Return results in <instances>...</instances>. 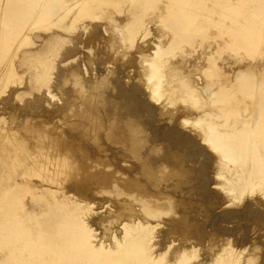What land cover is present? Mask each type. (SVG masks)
Listing matches in <instances>:
<instances>
[{"label":"bare ground","instance_id":"6f19581e","mask_svg":"<svg viewBox=\"0 0 264 264\" xmlns=\"http://www.w3.org/2000/svg\"><path fill=\"white\" fill-rule=\"evenodd\" d=\"M140 1L143 0H0V76L4 69L6 71L1 77L0 92L6 91L4 89L9 87L10 81L24 77V74L29 76V91L33 83L47 86L54 70L53 57L57 59L58 50L68 41L69 32L80 27L88 30L95 19L99 21L102 17L96 15L110 14L111 9H123L121 6L125 5L134 9ZM158 1L161 0H154ZM174 1H169L166 6L169 15H162L159 22L173 32V37H167L165 44L163 39L166 36L158 39L153 47L156 56L149 58L148 54H143L138 58L142 65H146L141 82L146 85L150 100L161 102L158 108L161 116H170L168 119L172 121L178 118V124L186 127L189 122L195 125L194 118L199 115H208L201 111L197 101L188 100L199 91L189 73L185 75L177 64H168L171 58L169 56L166 60L165 56L173 55L182 45L191 46L208 26L201 25L200 18L195 15L203 9L201 2ZM133 11L122 12L123 17L127 15L126 19L121 25L115 22L113 27L127 30L132 40L144 28ZM116 14L122 15L118 11ZM222 15L227 18L228 11H223ZM207 20L213 24L212 19ZM238 31V36H232L226 46L233 48L237 43L252 46L260 40V32L255 26ZM212 50V53L201 56V60L208 64L204 72L208 70L210 75L220 76L223 68L231 67V63L226 60L218 68V64L211 62L218 51ZM97 69L91 84H87L78 71L72 73L73 99L56 119L28 114L24 118L18 117L16 122L14 119L8 128L0 125V264H264V241L249 238L246 234L239 237L243 231L239 223L245 220V215L250 216V211L258 210L260 202L255 198L254 205L245 204L236 209L247 200L246 197L257 191L264 198V79L263 88L258 87L253 68L246 66L233 75H221L226 84L211 89L212 95L237 89L244 100L253 95L248 92L261 90L262 110L259 123L256 122L253 128L250 125L255 123L254 120L239 127H236L238 124L228 127L231 117L226 112L222 121L209 120L206 129L198 130L196 136H182L186 141L193 139L195 147L208 146L218 156L208 158L204 170L207 172L212 168L213 178H206V183L212 182L215 185L213 192L219 188L222 194L214 196L212 193L216 202L206 208L205 203L195 204L189 192L188 198L191 202L194 200L193 208L200 218L195 220L190 216L192 212L189 215L184 212L186 207H181L186 205L180 202V194L184 192H179L187 183L185 180L175 186L172 195L158 190L161 184L165 185L162 182L169 168H176L175 157L178 155L174 159L171 155H163L158 160L161 153L156 155L154 144L163 142L164 145L169 138L161 140L158 131L152 133L154 128L150 129L148 120L142 123L137 118L136 121L128 110L118 113L120 104L114 100L119 97L113 92L120 89L113 68L106 72ZM178 93L186 100L178 101ZM163 97L166 102L162 101ZM131 98L135 101V96ZM138 102L140 105L142 101ZM178 102L183 103L181 107L177 106ZM144 109L147 110V106ZM152 111L145 113L152 115ZM2 121L0 118V124ZM149 131L154 141L148 139ZM175 131L168 134L172 139L173 154L178 151L174 149H178L180 142L177 141L182 130ZM111 146L117 147L119 153L110 152ZM231 162L238 167V178L228 167ZM234 204V209L230 207L215 214L223 206L228 208ZM211 210L210 217L208 212ZM177 215L180 219L170 220V227L163 234L159 233L163 239L156 241L167 218ZM209 218H212L211 224L206 221ZM251 229L255 234L259 232L260 239L264 237L261 235L264 226L262 231L257 227ZM202 250L204 255L200 259Z\"/></svg>","mask_w":264,"mask_h":264},{"label":"rangeland","instance_id":"374dc122","mask_svg":"<svg viewBox=\"0 0 264 264\" xmlns=\"http://www.w3.org/2000/svg\"><path fill=\"white\" fill-rule=\"evenodd\" d=\"M169 1L170 0H161L158 2H154V0H151V1L143 0V1L137 2L134 9L133 8L128 9L127 5L121 6L123 9L119 8V10H116L115 8H113L110 10V14L102 13L100 15H96V16H102L100 17V19L97 17V19H99V21L101 22H99L98 20L96 21L95 19V22H93V26H89L88 30H85L84 28L80 27V29L78 30L69 32L68 41L62 43L61 47L58 50L60 54L59 53H58L59 55L57 54L58 55L57 59H55L56 57H53V62H55L53 64L55 65L53 68L54 70L51 72V76H50L52 78H50L51 80H49L48 82V84L50 83L49 87H48V84L47 86H40L39 84L33 83V88L29 91L27 89L28 83H29V80H28L29 76L24 74V77L10 81L9 87L4 89L6 91L0 92V118L3 119L0 125L3 126L4 128H8L9 126H12V122L14 119H15L14 122H16L18 121V117L22 116L24 118L25 115H28V114L44 115L46 116V118H49L50 120L56 119L57 117L61 115V112H64V110L67 109V107L70 105V102L73 99L74 94H73V85L71 83V75L74 71H78L81 74V76L85 79L87 84H91L92 81H94V77H95L94 75H96L95 69H97L99 66L100 67L97 70L103 71V72H106L107 70H109V68L110 69L113 68L116 82H118L117 87L120 90L119 91L115 90L113 93L114 94L116 93V94L114 95L111 93V95L119 97L120 99L121 98L124 99V102L122 101V99L120 102L119 98L116 99L117 101L114 100L115 102L118 103V105L120 104L117 108V111L119 109L118 113L119 112L121 113V111L122 113H124V111L128 110L129 112H132V116L130 115L131 118H136V121H138L139 119V122L144 123L148 120L150 122L149 125H151L150 129L154 128V129H151L153 130L152 133L155 134L154 130H156L155 132L158 131L159 137H161V140L166 139L165 137H167V140L169 138L168 140L169 142L168 141L164 142L165 143L164 145H163V142L161 143V145H159L160 143L154 144V142L149 144V147L152 144H154V148L157 152L156 153L157 156L161 153V155H159L157 158L158 160L163 155L165 156L171 155L173 159L175 156L178 155V157H175V160L177 161L176 168L175 169L172 168L174 169V171L171 168H169V172L167 173V176L164 178L162 182L166 186L161 184L158 187V190H161V191L163 190L164 193L168 192L166 195H172V192H174L175 186L180 184L181 182H184L183 180H185L184 183L186 182L187 183L183 185L181 184L182 188L179 192H184V193L180 194L182 199L181 200L179 199V200L180 202L186 205H182L181 207L183 208L186 207L185 208L186 211L184 212L189 215L192 212L193 215H190V216H193L192 218H194L195 220H200L199 216L195 212L196 208H193L194 205L197 203L198 204L205 203V206L206 205L208 206V207L206 206V208H209L211 204L213 205V203L216 202L212 199L213 194L214 196L218 194L219 196H221L222 194L219 188H218L219 191H216L217 190L216 189L213 192L215 185H213L212 182H210L209 185H208V182L206 183L207 181L206 178L208 177L209 179L213 178L214 174L212 173L213 172L212 168H210L211 169L210 171L208 170L209 172L208 171L205 172L204 170L206 168V162L208 161V158H210L211 156L216 158L218 156L216 155V153H213V151L208 146L201 145L200 146L201 148H198V147H195V144H193V142H195L193 139H190L191 141L188 139L186 141L184 139L186 137L188 138L190 136L191 137L196 136L198 134V130H202L201 128L206 129V126H208L209 120L219 119V121H222L224 114L226 112L231 117L228 127L233 124L234 125L238 124L236 125V127H239V125L247 124V121L249 122L250 120H254L255 123H251L250 125V128L251 127L253 128L256 122L259 123V118H260L259 113H261V110H262V106L260 105V102H261L260 99L262 98L261 90L257 89L256 91L248 92V95H251L252 93L253 95L251 97L245 98L244 100L240 91L237 89H232L227 92L220 91L216 95H212L211 89L217 88L218 85L220 86V84H226V81L224 80V78H221V75H224V74L233 75L235 71H238L241 67H246V66L251 67V69L253 68L252 71L254 74V80L255 82H258V87L263 88L262 81L264 78L262 76L264 75V0H243V1L241 0H232V1L231 0H190V2L192 3H199V2L202 3L203 9L198 10L197 13H195V15L196 16L198 15V17L200 18L199 23L203 26L207 25L208 29L204 33L205 35L202 34L201 38H199L198 41L193 43L191 46H189V44H187V46L182 45V47L175 49L173 55L167 54L168 56H165V59L168 58L169 56H170L169 58H171L168 61L169 62L168 64H171V63L177 64L178 68L181 71L185 72V75L186 74L188 75L189 73L190 80L194 82V85L197 86L199 91L197 95L195 94L193 98H188V100L197 101L199 103L201 111H203L205 114L208 115V116H203V117L202 115H199L198 117L193 116L192 118L196 117L194 118L195 125H193L192 122H189L186 127L182 126V124L181 125L178 124V121H179L178 118L177 119L175 118L172 121L168 119L170 118V116H165V118L161 116V111L159 110L161 106L160 105L161 102H156L153 98L151 99L153 100L152 102L150 100L151 98L150 93L148 92L149 96L148 94H146L147 93L146 85L143 84V82H141V79H143L142 74H143V71L146 69V65H142V62L139 61L140 58H138V56L143 55V54H148L149 58L156 56V52H153V47L157 45L158 39H160L162 36H166L164 38L166 41H164L163 39V43L165 44L168 41L167 37L169 38L170 36L173 37V32L167 29L165 25H163V23H159L161 21L162 15H165V16L169 15L168 14L169 12L166 7ZM173 2L175 1L173 0ZM224 9L226 10V12L228 11L227 18H224L222 15L223 11H225ZM128 10H134L133 12H136L135 18L137 17L139 19V23H142V28L144 27L135 36L134 40H132V38L129 37V35L127 34L128 33L127 30L121 31L116 28H113L115 22L116 24L118 22V24L120 25L124 22L127 15L123 17L124 13L122 14V12H127ZM117 11L122 14L121 17H120V14H116ZM201 16H204V17H201ZM207 18L209 20L212 19L213 24L210 23L207 20ZM250 26L251 27L255 26L256 29H258L260 32L259 33L260 40L257 41V44L255 43V44H252L251 46L249 44L247 45V44L237 43V45L233 48L226 46V42H230L232 36L234 37L235 35L238 36V33H239L238 29H243V28H247ZM99 28L101 30H99ZM111 44L112 46H110ZM108 46L114 47L116 48V50L112 48L110 49V47ZM249 47L254 49L253 50L254 52H252V49H250ZM208 48L209 49L211 48V50L213 48L215 49V51L216 50L218 51L217 54L215 53L214 59L211 61L212 63L214 61L215 65L218 64L217 65L218 68H220V66L223 65L226 60H228L231 63V67H227L226 69L223 68L222 74L219 73L221 74L220 76L210 75V71L208 70L204 72V70L207 69L205 68V66H208V64H207V61L204 62V60H201V58L203 57L202 55L204 53L209 54L213 52V50L209 51ZM22 49H28V48L23 47ZM111 50L115 51V52L113 51L114 54L112 53ZM83 66L86 69H84ZM5 72L6 71L4 69V71H2V74L0 76V88L2 86L1 77H3ZM85 74L88 76L86 77ZM59 83H61V86ZM140 85L141 87H143V89L140 87ZM50 91H51V94H50ZM122 91L124 92L125 95L123 94L121 97L119 95L123 93ZM127 94L128 95L130 94L132 97L135 96V101H137V103L133 100V98H131V96H129L131 99H128L129 97L127 96ZM53 96L56 101L54 100ZM177 96H178L177 97L178 101L186 100V97L181 96V94L179 93ZM125 100H127V102ZM138 101H142L140 102V105ZM143 101L145 102L148 101L147 102L148 105ZM162 101L166 102V97H163ZM182 104H183L182 102L180 103L178 102L177 106L181 107ZM145 105L148 108L147 110L144 109L146 108ZM35 108L36 110L37 109L39 110L36 111ZM130 109L132 111H130ZM142 109H144L142 111L143 113L141 112ZM148 111L149 112L152 111V115L151 113H148L149 114L148 116V114L145 113ZM134 112L136 113L133 115ZM138 112L140 113L139 115H138ZM189 113L193 114V112H189ZM121 118L122 116H120V120H123V118L122 119ZM152 124L155 126H152ZM174 129L177 131L179 130L178 132L182 130L180 132L181 138L182 136H185V135L186 137H183L181 139L179 136V139L177 142H180L179 146L180 145L181 146L180 147L178 146V149H174L178 151H175L176 153L173 154L174 151H172L173 149L170 145V143L171 144L173 143L170 142L172 139L170 140V137L168 136V134H171L172 131H175ZM220 129L223 131V128H220ZM163 131H166V132H163ZM164 133L166 134L165 136H164ZM187 133L190 135L187 136ZM174 134H176V131L174 132ZM148 136H150L148 137V139L150 138L152 141L155 140L154 137H151L150 131L148 133ZM183 141L185 143H181ZM191 145H194V146H191ZM156 146L157 147L159 146L158 151H157ZM202 150H205V151H202ZM109 151L112 153L114 152L119 153L118 152L119 150L117 151V147H114V146H111L109 148ZM228 167L234 173H236V170L238 169V167L236 168L234 163L232 162L229 164ZM181 171L184 173V176H182ZM196 171H198V173ZM235 175L238 178L237 173ZM165 181L168 183H166ZM170 182L171 184L168 185ZM167 186L169 188H167ZM189 192H190V195H193L191 196V198H193L196 201L195 204H194V200L192 201L193 203L189 200L188 198ZM257 192L253 193L252 194L253 196L249 195L250 197H246L247 200L244 203L240 204L239 208L238 206L236 207L235 204L234 206H229L228 208H226V206H223L222 207L223 209L221 208L220 210L215 211V214H219L220 212L223 213L224 212L223 210L225 209L227 210L230 207L233 209L235 207L236 209H240V207H244L245 204L252 206L254 205L253 204L254 202L252 203V201L258 199V201L260 202L258 206L259 209L256 211L254 210L250 211V216L246 217L245 215L244 216L245 220L242 223L241 222L239 223V226H241V230H243L239 234V237L246 234L249 236V238L254 237V239L264 241V237L260 239L261 237L259 235V232L257 234H255V232L254 233L251 232L252 231L251 228L257 227L258 230H261V227L264 226V198L259 191ZM194 193L196 196L194 195ZM256 195L257 197L258 196L259 197L257 198ZM186 200L188 201V203ZM187 206L190 208H187ZM187 209L191 211L189 210L187 211ZM208 213H210V217H211V215L213 214V211L211 210ZM167 219H168L167 221L165 220L166 225H163L165 227H161V229H159L158 231L159 237L156 238V241L159 238L158 241L161 242V240L163 239V235L161 234H163L170 227L169 226L171 224L170 220L172 219L179 220L180 216L177 215V217L173 216L172 218L169 217ZM206 221H208V224H211L213 222L212 218L206 219ZM248 229H251V230L248 231ZM115 230H118V229H115ZM208 230L210 229L208 228ZM245 230H247V232H245ZM263 234L264 232H261V235ZM178 244L179 242H177L176 245ZM158 247L161 248L162 246L159 245ZM164 247L165 246H163V248ZM173 249L170 251V253L173 251ZM203 255H204V251L202 250L200 251V259L203 258ZM257 257L260 258L261 255L259 254ZM260 261H261V258L259 259V262Z\"/></svg>","mask_w":264,"mask_h":264}]
</instances>
